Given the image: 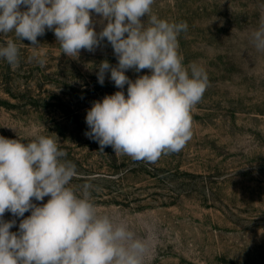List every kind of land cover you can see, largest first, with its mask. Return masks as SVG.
Returning <instances> with one entry per match:
<instances>
[{"label": "rangeland", "instance_id": "374dc122", "mask_svg": "<svg viewBox=\"0 0 264 264\" xmlns=\"http://www.w3.org/2000/svg\"><path fill=\"white\" fill-rule=\"evenodd\" d=\"M151 11L170 23L187 22L178 52L184 65L194 63L208 76L192 109V137L180 152L149 163L111 146L100 151L85 135L86 115L95 101L121 91L110 71L103 85L97 79L102 61L116 66L118 59L106 38L69 57L48 29L36 48L14 33L0 34V45L12 39L20 50L18 67L0 59V136L57 140L63 159L76 165L70 186L77 194L90 184L99 214L150 242L144 264H264V50L252 39L264 25V0H154ZM91 16L100 33L107 21ZM34 55L46 60L44 67ZM146 74L125 72L133 82ZM30 215L6 211L3 219L15 220L10 231L18 233Z\"/></svg>", "mask_w": 264, "mask_h": 264}, {"label": "clouds", "instance_id": "9594fccd", "mask_svg": "<svg viewBox=\"0 0 264 264\" xmlns=\"http://www.w3.org/2000/svg\"><path fill=\"white\" fill-rule=\"evenodd\" d=\"M154 0H0V34L14 33L21 41L40 44L38 36L52 30L62 53L77 58L80 50L93 51L105 38L118 59L98 66V83L110 80L121 91L95 101L87 111L90 131L85 135L115 154L155 163L162 155L180 152L192 137V109L206 88V71L184 65L178 35L187 22H168L152 14ZM21 6L26 10L21 11ZM107 23L95 31L91 13ZM147 16V22L141 17ZM127 34V35H125ZM257 50H264V25L252 33ZM39 66L46 60L34 55ZM0 59L19 66L20 50L8 39L0 45ZM129 69L151 75L134 82ZM127 85V97L123 89ZM57 140L39 136L31 142L0 136V264H144L151 244L124 222L99 214L90 184L78 195L70 186L79 174L64 160ZM50 199L42 206L33 203ZM16 217L31 215L10 231Z\"/></svg>", "mask_w": 264, "mask_h": 264}]
</instances>
